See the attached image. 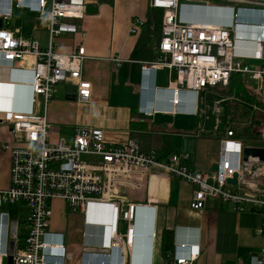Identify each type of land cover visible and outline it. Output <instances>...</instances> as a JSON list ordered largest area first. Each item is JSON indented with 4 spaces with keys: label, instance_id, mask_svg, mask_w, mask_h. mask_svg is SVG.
Wrapping results in <instances>:
<instances>
[{
    "label": "built area",
    "instance_id": "1",
    "mask_svg": "<svg viewBox=\"0 0 264 264\" xmlns=\"http://www.w3.org/2000/svg\"><path fill=\"white\" fill-rule=\"evenodd\" d=\"M217 1L237 2L149 0L150 8L163 11L162 32L156 47L157 59L143 64L142 72L146 75L164 69L174 72L176 80L169 89L194 100V109L190 112L185 110L186 114L198 115L202 91L226 88L233 75H249L258 82L264 79L263 68L246 65L235 54V32L239 26L237 15L230 27L212 24L205 19L195 22L180 18L182 7L201 8L208 12L211 3ZM6 2L5 6L0 3V79L6 76L2 72L8 70L11 86H22L29 81L30 95L28 110H16L15 107L0 110V121L15 136V145H3V150L10 154L11 165L9 188L0 190V222L7 229L3 248H0V264H7L11 242L15 243L13 264H58V255L64 262L65 243L45 241L55 200L83 213L90 204L110 205L109 254L117 252L120 264H133L128 257L136 243L135 223L139 205L126 203L118 186L129 184L135 175L161 173L189 183L195 188L192 208L197 211L203 210L209 199H218L230 204L238 213L260 212L264 215V162L258 157L244 159L245 149H264L251 145L264 143V121L260 127L254 126L252 120L248 122V125H253L249 138L237 137V131L233 129L235 124L231 123L225 137L220 140L217 169L209 174L192 169L188 154L174 155L163 162L158 160L155 152L142 151L136 140L113 144L98 138L92 129L77 131L71 142L63 138L53 141V127L47 111L57 86L73 83L79 103L88 104L92 100V86L82 75L84 63L89 59L85 48L79 46L72 54L59 53L56 48V39L60 36L80 32L79 26L72 22L85 18L87 2ZM14 10L36 14L38 20L47 25V49L41 48L39 42L25 36L20 29L11 27ZM261 12L260 33L255 39L251 57L255 62L264 60V10ZM144 25L142 19L133 20L130 33L138 35ZM111 61L116 66L123 62L119 58ZM17 75H25L28 79H18ZM16 100L21 101L20 98ZM180 104L175 100L174 108ZM262 111L264 113V109ZM234 175L238 177L237 184L231 185L228 181ZM5 206L25 208L28 231L24 238L19 236V221L11 220V214L4 211ZM121 224L126 225L125 233L120 232ZM256 234L264 237V223ZM201 254L199 244L177 245L166 256V264H195ZM251 264H264V245L252 256Z\"/></svg>",
    "mask_w": 264,
    "mask_h": 264
},
{
    "label": "crops",
    "instance_id": "2",
    "mask_svg": "<svg viewBox=\"0 0 264 264\" xmlns=\"http://www.w3.org/2000/svg\"><path fill=\"white\" fill-rule=\"evenodd\" d=\"M6 1H1L3 6ZM236 1L213 2L208 12L201 8L182 7L179 15L183 21L197 22L205 19L209 23L226 27H230L234 23V17L238 15L239 20H242L235 32V54L244 64L264 69V60L255 62L251 59L255 39L260 33L264 0ZM86 2L85 18L72 22L79 26L80 32L60 36L56 48L62 54H72L79 46L85 48L89 59L84 63L82 75L92 86V100L88 104L68 100V95L76 94L75 84L67 82L58 85L47 111L48 120L53 127L51 139L57 141L63 138L71 142L77 131L92 129L98 138L113 144L136 140L146 153L162 152L169 146V159L185 153L190 156L189 165L192 169L206 174L215 171L221 138L216 140V144L210 137L194 135L193 139L184 136V145L177 143L175 147L173 136V124L178 119H200L204 108L203 94H200L198 115L169 114L174 106L165 90L171 88L176 74L164 69L156 74L146 75L142 72V67L149 61L131 59L138 44L147 42L142 29L138 35H132L130 30L133 20L147 19L149 0ZM25 17L27 16L22 13L21 18ZM25 36L39 42L41 48H48L49 33L44 46L33 35ZM158 43L151 46V52L157 57ZM113 58L121 59L122 64L116 66L111 61ZM9 73L8 70L2 72L6 76L0 81V110L12 107L16 110H28L29 81L22 86H11ZM16 78L28 79L25 75H17ZM243 81L247 91L253 96L251 102L260 101L264 104V79L260 82L263 87L259 90L247 87L248 83L255 81L249 75H244ZM19 98L21 101L16 100ZM141 104L151 113L150 116L139 112ZM180 106L179 110L192 111L195 107L193 98L185 97ZM250 120L253 121L252 117ZM132 123H137L135 129L132 128ZM4 144L15 145V136L6 124H0V190L8 189L10 185L11 160L10 154L3 150ZM138 177L141 179L138 180ZM129 182L119 185L118 191L126 203L139 205L135 223L136 243L128 257L133 264H156L157 256H161L166 264V256L162 251L166 230L173 231L174 246H201L202 254L195 264H251L252 256L264 245V237L256 234L264 223V215L260 212L238 213L230 204L218 199H209L206 207L197 211L192 208L195 188L166 174L135 175ZM52 210L53 216L45 241L53 244L64 241V262L58 255V264H93L96 259L101 258L106 261L104 264H120L117 252L100 257L86 253L87 250H108L110 205L90 204L86 213H83L72 210L63 201L55 200ZM4 211L11 214V220L19 221V236L24 238L28 231L25 208L5 206ZM125 231L126 225L121 224L120 232ZM6 232L5 224L0 222V248H3Z\"/></svg>",
    "mask_w": 264,
    "mask_h": 264
},
{
    "label": "rangeland",
    "instance_id": "3",
    "mask_svg": "<svg viewBox=\"0 0 264 264\" xmlns=\"http://www.w3.org/2000/svg\"><path fill=\"white\" fill-rule=\"evenodd\" d=\"M22 13H24V16L30 18H21ZM10 24L11 27L22 30L25 35H33L36 40L42 43L43 46L46 44L48 28H46V24L38 20V16L36 14L29 13L28 11L24 12L20 10H14V18L11 19ZM34 27H36L35 31ZM261 86L263 87L260 82L251 81L250 83H248L247 87L259 90ZM202 94L204 108L200 119H178L173 124L175 133L173 134V136L174 140L176 141L175 147L177 143L184 145V136H189L193 139L195 138L194 135L202 137L204 136L207 138L210 137L211 140L214 141V143H216V140H218L219 138L223 139L230 124L232 123V118L227 116L226 114V107L231 103H237L242 106H247L251 111V117L253 119L254 126L260 127L263 124L264 113L262 111V108L258 106L257 108L254 104H252L247 91L245 90H235L232 94H225L216 89H206L202 91ZM171 121L174 122L173 120ZM251 145L256 147H264V143H252ZM156 264H165V261L161 256H157Z\"/></svg>",
    "mask_w": 264,
    "mask_h": 264
},
{
    "label": "trees",
    "instance_id": "4",
    "mask_svg": "<svg viewBox=\"0 0 264 264\" xmlns=\"http://www.w3.org/2000/svg\"><path fill=\"white\" fill-rule=\"evenodd\" d=\"M162 16L163 11L159 9H152L149 7L147 19L142 31L147 37V42H140L133 52L131 59L142 62H153L157 59V55L151 52V46L154 43H158L162 29ZM244 75H234L230 80V84L226 88H215L225 94H232L235 90H245L246 86L243 81ZM250 101H252V95L247 91ZM255 106L264 108V104L260 101L252 102ZM227 116L231 117L232 123L235 125L233 129L237 131V137L249 138L252 135L253 125H248V121L251 117V111L247 106H242L237 103L228 104L226 107ZM245 124V125H244ZM137 123H132V128L135 129ZM158 160L168 161L171 155V148L168 146L162 152H155ZM13 215V214H12ZM14 217V216H12ZM174 233L173 231L166 230L163 236L162 251L164 256H167L174 250Z\"/></svg>",
    "mask_w": 264,
    "mask_h": 264
},
{
    "label": "water",
    "instance_id": "5",
    "mask_svg": "<svg viewBox=\"0 0 264 264\" xmlns=\"http://www.w3.org/2000/svg\"><path fill=\"white\" fill-rule=\"evenodd\" d=\"M238 17V15H237ZM240 19L239 21H241ZM2 28V20H0V29ZM68 100L76 101L77 100V95H68L67 98ZM0 124L2 122L0 121ZM258 157L260 158L261 161L264 162V149L261 148H247L244 150V159L247 160L249 157ZM237 175H234L232 180H229L228 183L231 185H236L237 184ZM14 247L15 243L11 242L9 246V258L7 259V264H13V254H14ZM87 254L93 255V256H106L109 255L108 250H87ZM106 261L101 258V259H96L95 263L93 264H104Z\"/></svg>",
    "mask_w": 264,
    "mask_h": 264
},
{
    "label": "clouds",
    "instance_id": "6",
    "mask_svg": "<svg viewBox=\"0 0 264 264\" xmlns=\"http://www.w3.org/2000/svg\"><path fill=\"white\" fill-rule=\"evenodd\" d=\"M143 88H144V86H143ZM141 89H142V87H141ZM165 92H166V94H168L169 101H170V103L172 105L174 104L175 100L180 101L181 102L180 105H182L183 102H184L185 97H187L183 93L175 94L174 89H168V90H165ZM180 105L176 106V110H175V108H174V110H170L169 114H174V115H176V114H186L184 110H179V108L181 107ZM139 112L142 113L145 116H150V114H151L149 111H147L145 108H143L142 104H141V106L139 108Z\"/></svg>",
    "mask_w": 264,
    "mask_h": 264
},
{
    "label": "bare ground",
    "instance_id": "7",
    "mask_svg": "<svg viewBox=\"0 0 264 264\" xmlns=\"http://www.w3.org/2000/svg\"><path fill=\"white\" fill-rule=\"evenodd\" d=\"M0 3H2L1 0H0ZM142 106H143V104H142ZM143 108H144V106H143Z\"/></svg>",
    "mask_w": 264,
    "mask_h": 264
}]
</instances>
